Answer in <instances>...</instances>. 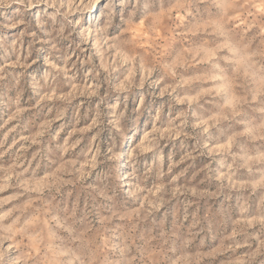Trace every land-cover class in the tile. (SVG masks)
<instances>
[{
    "label": "clouds",
    "instance_id": "1",
    "mask_svg": "<svg viewBox=\"0 0 264 264\" xmlns=\"http://www.w3.org/2000/svg\"><path fill=\"white\" fill-rule=\"evenodd\" d=\"M0 264H264V0H0Z\"/></svg>",
    "mask_w": 264,
    "mask_h": 264
},
{
    "label": "rangeland",
    "instance_id": "2",
    "mask_svg": "<svg viewBox=\"0 0 264 264\" xmlns=\"http://www.w3.org/2000/svg\"><path fill=\"white\" fill-rule=\"evenodd\" d=\"M81 107H83V105H81ZM79 110H77V112H76V116L78 117L79 116ZM91 134V129L90 128H84L81 132H80V135H82V136H85V137H87V136H89Z\"/></svg>",
    "mask_w": 264,
    "mask_h": 264
}]
</instances>
